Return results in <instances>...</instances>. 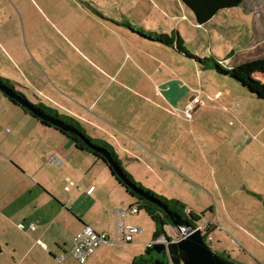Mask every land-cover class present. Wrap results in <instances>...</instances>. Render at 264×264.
<instances>
[{"label": "crops", "instance_id": "obj_1", "mask_svg": "<svg viewBox=\"0 0 264 264\" xmlns=\"http://www.w3.org/2000/svg\"><path fill=\"white\" fill-rule=\"evenodd\" d=\"M72 1L77 3L79 0ZM248 2L247 10H255L258 13L255 27L257 33L262 34L258 36L259 38L256 36L257 38L251 39L253 43L250 46L255 49L257 42H264V19L257 10L255 0L252 2L244 0L242 4L246 6ZM80 3L83 2L80 0ZM182 4L187 6L183 1ZM16 27L9 35L16 44L15 51L17 54L21 52L28 54L26 44L14 36ZM79 30L83 31V28L77 26L73 30L74 36ZM169 31L170 34L148 30L155 35L171 37H175L178 32L182 46L186 49V41L181 33L172 26ZM138 36L136 39L141 42L143 36ZM109 41L106 35L92 37L91 32L87 31L86 34L78 35L76 40L75 37L66 42L53 40L50 42V49L46 45H39L42 48L39 53L45 60L44 64L40 62V66L46 68L50 75L26 71L22 69L20 62L11 56H8L9 62L16 68L18 75L16 72L13 74L8 67L5 70L2 64L0 75L18 79V86L12 81L20 91L29 95L38 92L39 95L36 96L40 97V102L47 99L50 105L64 109L77 120L84 121L82 119L84 118L85 122L91 123L94 128L99 126L104 132L101 139H107L111 133L117 135L120 148L136 159L142 157L139 150L134 147L138 140L145 143L144 146L141 145V149L149 152L147 155L153 158L163 159L153 149L172 150L160 154L182 165L177 167L182 177L188 183L197 182L198 187L209 197V211L213 215V222L209 223L212 228L217 229L225 224L238 247L244 249L246 254L252 255L259 264H264V191L260 190V184L252 185L245 177L241 179L239 171L234 168L235 160L232 159V155L237 152L245 158L246 164L250 165L253 162L252 145L255 136L248 124V114L235 112L225 106V102L207 104L201 99L195 108L198 110L194 117L206 114L209 122L215 127L211 130L214 138L207 140V134L203 135L206 131L202 129L201 124L194 119L192 122L189 121L194 117L187 118L184 112L194 97L204 95L208 99L211 95L206 92L215 91H208L203 84L197 87L193 83L189 84V80H183L184 77L171 66L170 55L166 54L168 52H162L169 49L177 50L175 46L151 40L149 46H153L155 52L142 53L143 47L137 44V50L134 47L133 51L141 57L150 55L152 59L150 68L154 82L150 85L142 82L130 85L122 81L118 83L119 86H114L120 77V68L125 65L122 61L126 59V49L129 52L132 48L126 45L124 39L120 40L118 37L109 49V44H106ZM227 51L228 49L224 53ZM7 55H11L10 51ZM224 55L223 52H219L213 57L230 66L241 63L235 62V50ZM251 58L253 59V56ZM42 77L46 84L40 81ZM35 83L36 88L33 87ZM113 87H116L113 90H117L115 98H119L118 100L120 95L125 97L127 92L133 97L126 106L124 98L121 97V104L118 102L119 106L122 105L120 107L123 114L119 115L121 122H117L113 113L108 112L106 115L104 112L110 105L106 103L98 106ZM217 93H222L220 99L225 94L224 90H218ZM74 107L80 110L75 111ZM181 107H184L182 112L179 110ZM127 112L134 113V117H126ZM230 117H234L235 121L233 122ZM261 121L263 122L260 130L264 131V120ZM249 122L254 124L252 121ZM228 125L230 128H238L223 135V127ZM184 126H193V130L198 131L192 138L194 141L192 148L197 154V162L193 165H188V158L184 160L191 151L188 145L191 134L188 136L183 132L186 129ZM115 129L118 133H115ZM174 129L178 132L173 135ZM95 131L97 133V128ZM236 131L238 133H234ZM257 140L263 144L256 152V161L261 160L263 171L264 140L261 138ZM207 151L215 155L214 163L209 165L208 169L205 168L208 165L206 161L209 160ZM180 153H182L180 159L176 160ZM84 154L90 153L79 150L69 136L45 126L21 107L14 105L0 91V228L6 232L7 240L4 246L10 250L13 262L19 260L22 264H55V260L60 261L59 257L70 251L75 235L85 225L98 232L107 233L115 244L99 245L84 264H133L140 256V249L145 245L150 247L153 241L145 242L147 238L142 237V233L134 235L135 242H130L133 245L131 248L126 247L129 243L122 242L118 231L119 224H133L129 221L139 212H131L134 203L127 199L124 188L117 183L112 174L110 175L106 164L93 155L91 158ZM155 166L153 165L152 169L157 171ZM262 176L264 180V171ZM261 183L263 186L264 181ZM189 209L192 208L188 207ZM118 210H124L127 214L123 216L117 212ZM21 225L24 227L21 228ZM32 225L35 229H32ZM38 240H42L46 247L39 244ZM4 252V247L0 244V258ZM145 260V264H150L147 258ZM60 264L81 263L68 255Z\"/></svg>", "mask_w": 264, "mask_h": 264}, {"label": "rangeland", "instance_id": "obj_2", "mask_svg": "<svg viewBox=\"0 0 264 264\" xmlns=\"http://www.w3.org/2000/svg\"><path fill=\"white\" fill-rule=\"evenodd\" d=\"M81 1L83 2L82 4L80 3V0L77 1V3H74L72 0H0V65L2 64L5 70L8 67V70L10 69L13 74H15V72L17 74L16 68L11 66V63L9 62L8 56H11L20 62L22 69L30 71L31 73L41 72L45 76L49 73L45 70L46 68L44 69L40 66V62L44 64L45 60L39 53L42 49L39 45H46V47L50 49L49 45H51L50 42L53 40L66 42L68 39H73L74 37L76 40L78 35L86 34L87 31L91 32L92 37L95 35L108 36L110 41L106 44H109V49L112 47V44H114V41H117L118 37L120 40L124 39L126 45L132 48V50L129 51L130 53L128 52V49H126V59L125 61H122L125 62V65H122L123 67L120 68V77L118 81L115 82L114 86L122 81L130 85H136L141 82L150 85L154 82L152 79V69L150 68L152 59L150 55L139 56V54L136 51H133V49L135 47L137 50V46L141 45L143 47L142 53L145 51H150L152 53L155 52V48L149 46V40L141 38L140 42L136 39L139 37L138 32L155 30L159 33L166 32L170 34L169 30L171 26L181 33L186 41V51L191 56L204 59L206 57L208 58L218 55L219 52H223V54H225L224 56H226L229 52L235 50V62L249 61L252 59L251 56H253V59L264 57V42H257L254 46L255 49L250 46L253 43V40L251 39L256 36L260 37L262 34H258L257 28L255 27V21L258 17L257 11H248L246 8L249 6V2L246 3V6L245 4H242L239 7L224 10L212 21L206 24H199L195 18V14L187 6H184L181 0ZM252 1L253 0H251V2ZM259 1L255 0V4H257V10H259L264 19V0ZM15 26L17 27L14 36H16L20 42L26 44V48L29 50L28 54L24 52L17 54L15 51L16 44L14 43V39L9 36ZM77 26L79 28L82 27L83 31L79 30L74 36L73 30ZM12 48H14V51H12ZM227 49V53H224ZM9 51L11 55H7V52ZM162 52L169 53L166 54L170 55L169 59L171 61V66L184 77L183 80H189V84L193 83L197 87L203 84L204 87L208 88V91H215L213 93L206 92V94L211 95L209 96L210 98L208 97L209 100L204 95H201L202 97L200 96L207 104L209 102L216 104L217 102H225L224 105L232 108L235 112L248 114V124L255 136L252 145L254 150V154L252 155L253 162H251L250 165L246 164L245 158L240 156V154H237V152L232 155V159L235 160L234 168L239 171L241 179L245 177V180L252 185L260 184V190L264 191V185L262 186L261 183L264 181L262 180V172L264 169L261 171V160L256 161V152H258V150L261 149V146H263V144L257 139L261 138L264 140V131L260 130L263 122L261 120H264V100H258L241 85L235 86L233 82L234 80H230L229 77H219L213 70H204L195 58L180 53L178 50L169 49ZM48 59L49 58H47V60ZM5 78L15 81L14 85H17L18 79L10 77ZM40 81H42V84H46V80L43 77ZM33 87L36 88L37 84H33ZM34 88H31V90L34 91ZM115 88L116 87H113L107 92L106 96H104L98 106L101 107V105L106 103L110 105V108L106 110L103 108V111L105 110L104 112L106 115L108 112L109 114L113 113L117 122H121L119 115L123 114L122 107H120L122 105L119 106L118 102L120 101L121 104L122 98H124L126 106L128 103L130 104L133 97L131 93L127 92L125 97L120 95V100H118L119 98H115V93L117 92V90H113ZM16 89L19 90L18 88ZM218 90H224L225 92L222 99L219 98L222 93H217ZM94 91L96 90L94 89ZM23 93L31 102L37 104L40 102V97L38 98L36 96V94L39 95L38 92L35 94L31 93L30 95L29 93ZM210 99H212V101H210ZM44 101V105L56 109L61 115L76 119V117L68 115L64 109H57L50 105L47 99ZM183 108L184 107H181L179 110L182 112V110H184ZM74 110L79 111L80 109L74 107ZM81 110L84 111L83 109ZM197 110L193 112V117L197 115ZM84 112L87 113L86 111ZM100 113L102 112L100 111ZM179 115L183 116V114L180 113ZM125 116L132 118L134 117V113L129 114L127 112L125 113ZM82 119L84 121H78L81 123L87 134L93 138L101 139V136H103L104 133L103 130L99 128V126H95V128H97V133H95L96 131L93 125L85 122L84 118ZM193 119L201 124V127H203L202 129H205L206 133L203 135L207 134V140L208 138L209 140L214 138L211 130H214L215 127L209 122L208 115L202 114L201 116L189 119V121L192 122ZM230 119L233 122L235 121L234 117H230ZM249 121H252L254 124ZM184 124L186 125L187 123ZM184 128H186L183 130L184 133L188 136L191 134V137H189L190 141H188L189 150L191 149V151L184 160L188 158V165H193L197 162V154L192 148L194 147V141H192V138L197 135L198 131L193 130V126H184ZM237 128L238 127L230 128L229 125L223 127V135L227 132L230 133ZM111 129L113 130V128ZM118 130L121 129L118 128ZM118 130H116L115 133H118ZM177 132L178 131L174 129L173 135L175 133L177 134ZM234 133L238 132L236 131ZM96 134L97 136H94ZM237 137L241 138V136ZM102 139L112 145L116 149V152L118 151L117 153L121 158L124 168L133 176L136 182L142 184V186L147 189H152L159 195L167 198L180 199L187 205V207L192 208L201 214L203 213L204 217L198 222V225L203 227V235L206 233L205 240L214 252L219 255L225 254V256L229 257L237 264H259L252 255L246 254L244 249L238 247V243L233 239L230 235V231L221 221L223 227L219 226V228L213 229L212 232L207 231L209 229L207 224L213 222V215L209 211L210 199L206 193L198 187L197 182L188 183L182 177L181 171L177 168L182 165L175 163L174 160L172 161L171 159L166 158V156L160 154H166L172 150L169 148L153 149V151L159 154L163 159L160 160L158 157L153 158L152 156L147 155L149 152L146 153V150L141 149L145 143L138 140V142L134 144V147L139 150V154L142 157L136 159L132 154H128L120 148L117 135L111 133L107 139ZM84 155L92 158V154ZM181 155L182 153H180V156L176 158V160H179ZM207 156L209 160L206 161L208 163L205 167L206 169L209 168V165H213L215 155L212 154V152L207 151ZM153 165H156L155 167L157 168V171L152 169ZM204 165L205 164H202V166ZM195 169H197V167H195ZM109 173L111 175V172ZM124 190L127 199L130 202L135 203V198L131 197L125 188ZM103 222L105 223L104 219ZM129 223L139 225L143 228L141 236L147 238L144 240L145 242L153 241L155 224L145 210H140L139 214L134 215V218H132ZM166 233L167 236L171 238L170 240H173L174 236L179 233V229L174 226H166ZM18 234L21 235L20 232H18ZM6 238V232L0 228V244L3 245L5 251L4 254L1 255L0 264H22L19 260H16L15 262L12 261L10 250L4 246V244H6ZM132 246V243L126 245L128 248H131ZM149 248L150 247L146 245L143 246L139 251V258H147L150 262L159 259L162 263H165L168 260L169 256L165 257V255H159L154 250H152L151 253H148ZM239 249L242 250V252ZM233 250L235 251L233 252ZM48 256L50 257V253H48ZM54 262L55 264H60L59 260H55Z\"/></svg>", "mask_w": 264, "mask_h": 264}, {"label": "trees", "instance_id": "obj_3", "mask_svg": "<svg viewBox=\"0 0 264 264\" xmlns=\"http://www.w3.org/2000/svg\"><path fill=\"white\" fill-rule=\"evenodd\" d=\"M182 1L193 11V13L195 14V18L199 24H206L210 20H212L217 14H219V12H221L222 10L238 7L244 2V0H182ZM138 33L139 35L143 36V38L146 40L159 41L166 45L175 46V48L178 51L185 53L187 56L195 58L197 62L201 64L204 70H213L215 74H217L219 77H229L230 80L231 79L234 80L233 82L236 86L241 85L242 87H244L245 90L251 93L252 96L257 98L258 100H264V57H259L256 59L237 63L235 65L230 66V65H226L224 61L218 60L214 57H208V58L206 57L204 59H201L196 56L194 57L189 55L186 49L182 46L181 36L179 35L178 32H176L175 37L166 36V35H155L152 32H145V31H139ZM0 83H3L9 86L10 88H12L22 99L28 101L35 108H39L42 111H44L46 114L63 120L67 124L73 126L78 132H80L83 135V137H81L76 133L65 131L55 125H52L50 122L37 116L31 109L23 105L17 98L10 97L6 93L0 90L14 105L21 107L26 113L30 114L31 116L39 120L45 126L52 127L60 131L64 135L69 136L79 150L89 152L90 154L95 156L97 160L104 162L108 167V169L110 170L113 177L117 180V182L123 188L126 189V191L129 193L131 197L135 198V203L133 204V206H136L138 208V212H140V210L143 209L152 218L155 224L153 241L159 239L162 236H166L168 237V239H171L169 236H167L166 233V226H173L171 217L159 205L147 199L146 197L136 193L125 182V180H123L120 176H118L112 165H110L107 162L105 157L101 153L94 150L91 146H89L85 140H88L90 143L96 146L105 148L110 153L114 162L118 165V167L120 168L121 172L123 173L124 177L128 180V182L133 183L139 189L143 190V192L146 193L147 195L161 201L169 208V210H171L173 213L177 214L182 219L187 221L190 224L191 228L199 227L198 222L202 220L203 213L202 214L198 213L192 209L188 210L187 205L182 200L177 198H167L165 196L159 195L155 193L152 189H147L144 186H142V184L136 182L133 176L129 174L127 170L124 168L121 158L116 152V149L103 139L100 138L96 139L89 136L77 119L73 117L61 115L59 111L53 109L52 107H48L44 105L43 102H39L38 104L31 102L23 92L16 89L11 79L2 77L0 75ZM207 227H209L207 231L210 232L213 231L212 225L210 223L207 224ZM145 259L146 258L143 257L137 258L134 260L133 264H145L146 262ZM159 262L162 263L161 260H159ZM149 263L155 264L153 261ZM167 263L168 262L166 261L165 263L162 264H167Z\"/></svg>", "mask_w": 264, "mask_h": 264}, {"label": "water", "instance_id": "obj_4", "mask_svg": "<svg viewBox=\"0 0 264 264\" xmlns=\"http://www.w3.org/2000/svg\"><path fill=\"white\" fill-rule=\"evenodd\" d=\"M0 90L6 93L10 97L17 98L23 105L31 109L37 116L43 118L44 120L50 122L52 125H55L65 131L76 133L77 135L83 137V135L78 132L73 126L67 124L63 120L50 116L46 114L39 108H35L28 101L22 99L12 88L9 86L0 83ZM89 146H91L94 150L101 153L107 162L112 165L118 176H120L125 182L139 195L146 197L147 199L153 201L161 208L168 213V215L172 219V225L174 227L183 226L187 228L189 231L186 233V236L178 241H170L164 242L159 241L154 243L148 249V253H151L152 250L156 251L159 255H167L170 256L174 264H237L229 257L225 255H219L212 250V248L208 245L203 235V231L201 227L191 228L190 224L182 219L177 214L173 213L169 208L163 204L161 201L147 195L143 192V190L139 189L133 183L128 182V180L124 177L118 165L114 162L110 153L102 147L96 146L90 143L88 140H85ZM155 264H162L159 261H155Z\"/></svg>", "mask_w": 264, "mask_h": 264}, {"label": "built area", "instance_id": "obj_5", "mask_svg": "<svg viewBox=\"0 0 264 264\" xmlns=\"http://www.w3.org/2000/svg\"><path fill=\"white\" fill-rule=\"evenodd\" d=\"M200 101H201V98L199 96H196L192 99L191 104L186 108L184 112L187 118H191L195 108L198 106ZM117 212L121 213V215L123 216L127 214V212L124 210H118ZM131 212L138 213V208L136 206H132ZM23 227L24 226L21 225V228ZM31 227L32 229H35L34 225H32ZM199 227L203 228L202 226H199ZM178 229H179V233L175 235L176 237L174 236L173 240H170L166 238L165 236H163L153 241L150 244V246H152L154 243L159 242V241H164L167 243L170 241H178L182 239L183 237H185L186 233L189 231L187 228L183 226L178 227ZM118 231L121 234L122 242L130 243L133 241L134 235L141 233L143 231V228L139 225L120 223L118 226ZM37 242L46 247L45 243H43L42 240H38ZM103 243H108L112 245L115 244L113 241H111L107 233L98 232L92 227H90L89 225H85V227L75 235L74 240H73V246L70 249V251L60 256L59 259L60 261H64L66 256L70 255L73 258H75L79 263L84 264L86 263L89 256H91L96 251V249L99 247V245ZM167 262H168L167 264H174L170 256Z\"/></svg>", "mask_w": 264, "mask_h": 264}, {"label": "flooded vegetation", "instance_id": "obj_6", "mask_svg": "<svg viewBox=\"0 0 264 264\" xmlns=\"http://www.w3.org/2000/svg\"><path fill=\"white\" fill-rule=\"evenodd\" d=\"M202 229H203V228H202ZM205 234H206V233H204V237H205ZM205 238H206V237H205ZM165 257H167V255H165ZM155 261H156V260H155ZM155 261H153V262L155 263ZM157 261H159V259H158Z\"/></svg>", "mask_w": 264, "mask_h": 264}]
</instances>
